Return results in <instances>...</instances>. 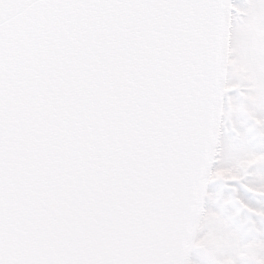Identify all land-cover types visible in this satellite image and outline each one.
<instances>
[{
	"label": "snow or ice",
	"instance_id": "6c2138e0",
	"mask_svg": "<svg viewBox=\"0 0 264 264\" xmlns=\"http://www.w3.org/2000/svg\"><path fill=\"white\" fill-rule=\"evenodd\" d=\"M0 264H264V0H0Z\"/></svg>",
	"mask_w": 264,
	"mask_h": 264
}]
</instances>
